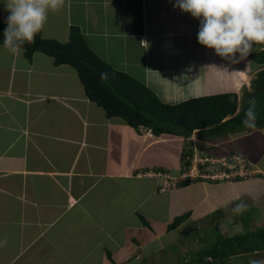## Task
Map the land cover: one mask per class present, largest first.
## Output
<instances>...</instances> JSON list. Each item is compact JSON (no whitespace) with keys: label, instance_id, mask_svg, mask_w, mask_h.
Wrapping results in <instances>:
<instances>
[{"label":"crops","instance_id":"0c3cea01","mask_svg":"<svg viewBox=\"0 0 264 264\" xmlns=\"http://www.w3.org/2000/svg\"><path fill=\"white\" fill-rule=\"evenodd\" d=\"M175 4L65 0L40 33L67 43L77 26L93 52L164 103L229 92L244 98L264 69L252 59L259 52L240 63L225 60L198 42L200 19ZM8 15L0 0V19ZM184 143L214 158L239 153L255 175L224 183L184 179ZM168 176L178 185L161 191ZM207 198L220 208L245 199L264 210V126L217 138L197 131L157 136L108 118L71 65H55L41 51L29 59L23 48L13 55L0 46V242L7 241L0 264H128L142 255L139 238L153 222L164 224L152 238L162 244L163 235L184 224L169 229L176 217L202 219ZM236 218L229 210L221 223L225 236L244 232ZM247 225L260 226L258 220Z\"/></svg>","mask_w":264,"mask_h":264},{"label":"trees","instance_id":"16d2710c","mask_svg":"<svg viewBox=\"0 0 264 264\" xmlns=\"http://www.w3.org/2000/svg\"><path fill=\"white\" fill-rule=\"evenodd\" d=\"M5 21L0 19V46L3 45ZM22 48L31 59L41 51L54 58L55 65L69 64L78 73L87 97L102 107L108 118L118 117L130 126H141L155 135L191 137L195 131L202 138H217L251 131L242 124L251 97L257 99V126H264V69L252 83L253 91H246L239 99L235 92L191 98L176 104L162 102L146 84L115 69L88 46L81 30L72 26L70 39L61 43L44 38L41 33L33 43ZM253 61L264 62V51L252 56ZM106 74V78H101ZM191 148L190 153H193ZM183 159L189 152L183 151ZM188 214L175 218L169 229L180 225ZM244 220V219H243ZM264 251V225L232 236L220 233L215 241L198 251V264H232L233 259L248 257Z\"/></svg>","mask_w":264,"mask_h":264},{"label":"clouds","instance_id":"9594fccd","mask_svg":"<svg viewBox=\"0 0 264 264\" xmlns=\"http://www.w3.org/2000/svg\"><path fill=\"white\" fill-rule=\"evenodd\" d=\"M4 5L9 15L3 45L10 53L18 55L25 43L34 42L49 12L60 11L65 0H4ZM175 7L200 19L198 42L231 63L246 60L253 51H264V0H176ZM101 78H106V74ZM248 91H253L251 86ZM257 103L254 96L248 101L242 120L246 128L257 126ZM247 207L241 201L229 210L233 215H241ZM6 242H0V246ZM248 264H264V259H251Z\"/></svg>","mask_w":264,"mask_h":264},{"label":"rangeland","instance_id":"374dc122","mask_svg":"<svg viewBox=\"0 0 264 264\" xmlns=\"http://www.w3.org/2000/svg\"><path fill=\"white\" fill-rule=\"evenodd\" d=\"M239 143L241 144V141ZM181 144L182 142H178L176 146H179ZM183 145L185 146V152L187 151L190 154L191 148L189 146L187 147V144L185 145V143ZM202 151H206L207 153L212 152L207 149H204ZM185 163L186 160L183 159V166H185ZM185 168L186 167H184V169ZM244 180H247V178H245ZM216 182L224 183V181ZM242 200L245 199H241L237 202H235L236 200H232V202L230 203L236 204L240 203V201ZM197 201H199L197 203H202L203 200ZM204 201L205 202L203 204H205L208 208L206 214L202 217V219L199 220L197 218H194V215H192V217H190L188 220L185 219L186 221L184 220L182 222L184 224L177 228V231L170 232L169 234L163 235L161 237L162 244L154 241L152 238L154 236L153 231L155 230L157 232H160V226H164V224L153 222L154 224H151V230H145V233L148 234L150 238L146 234L142 236L143 238H139L141 243H145L142 255L131 260L128 264H198L196 257L198 255V251L201 248L207 247L212 244L220 233L224 235L228 233L229 230L227 229L226 232L225 228H223L221 223L226 224L228 220V209L232 207L230 203H228L225 208H220L219 205L214 206V204H212L211 199L208 200V198ZM208 202H210V204H208ZM245 202H248V204L246 203L248 209L244 211L241 215H237L236 218V221H239L238 224L241 225V228L244 231L248 230L249 227L247 223H249L250 220H258L260 225H264V216H262L264 215V210H262L258 206H252V202L250 200ZM215 207H217L216 210ZM145 211H147V207L145 208ZM184 212L187 211H182L180 213ZM161 217L164 216L162 215ZM172 217H174L173 213ZM237 227L238 226H236V228ZM147 252H151L152 256L146 257ZM251 259H264V251L257 255L251 254L248 257H241V259H235L232 264H248L249 260ZM107 264H111V262H108Z\"/></svg>","mask_w":264,"mask_h":264},{"label":"built area","instance_id":"2783aa9c","mask_svg":"<svg viewBox=\"0 0 264 264\" xmlns=\"http://www.w3.org/2000/svg\"><path fill=\"white\" fill-rule=\"evenodd\" d=\"M186 160L190 164L187 163L188 167L185 166L184 179L203 178L210 181H228L250 178L255 175L253 164L239 153L214 158L194 148L193 154L187 155ZM168 180L161 191L178 185L179 180L174 177L168 176Z\"/></svg>","mask_w":264,"mask_h":264}]
</instances>
